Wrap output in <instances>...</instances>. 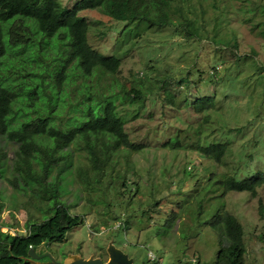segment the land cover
<instances>
[{
	"label": "trees",
	"instance_id": "trees-1",
	"mask_svg": "<svg viewBox=\"0 0 264 264\" xmlns=\"http://www.w3.org/2000/svg\"><path fill=\"white\" fill-rule=\"evenodd\" d=\"M206 1L0 0V179L27 196L23 204L27 214L25 234L2 230L10 225L1 219L5 203L0 200V264H33L28 259L30 247L44 253L53 243L64 241L67 231L84 224L83 215L72 213L71 205L64 201L69 184L75 181L78 199L85 192L88 202L103 210V214L114 213L115 204L125 198L140 195L139 182H130L125 173L134 172V163L125 160L124 172L119 171L117 157L121 159L130 152L138 153L156 145L132 140L125 124L148 107L147 98L159 100L154 95L175 105L176 93L169 89L173 79L170 74L144 82H160L153 96L136 87L127 88L118 80L119 56L103 54L91 46L87 36L90 21L83 14L86 11L99 9L124 25L141 21L151 32L166 27L165 30L171 29L182 38L180 44L205 39L216 45L214 53L219 54V60L199 70L197 57L184 76L175 80L176 87L197 91L196 96L183 95L189 113L185 119L178 117L187 121L186 131L195 135L192 142H196L199 153L226 167L212 181L214 189L221 188L223 193H253L264 185V167H249L259 158L264 163V138L246 140L236 150L235 136H245V123L225 130L227 121L221 120L224 126L217 133L211 125L208 112L216 109L222 92L218 90H222V74L218 72L225 74L230 69L218 68L216 62L224 61L223 48H239V40L235 31H224L222 26L227 23L228 1ZM208 6L213 9L211 13ZM247 7V19L264 15V5ZM257 24L264 36V19ZM124 31L122 28L120 34ZM129 35L125 37L139 39L142 33L134 29ZM236 59L240 60V55ZM192 70L197 73L196 81ZM190 110L199 114L195 123L189 120ZM206 133L220 137L205 143L201 135ZM174 136L160 146L180 148L178 133ZM247 144L251 145L248 150ZM10 145L14 150L9 149ZM242 163L247 167H240ZM197 195L202 199L207 188L205 194ZM202 201L197 204L199 214L204 206ZM34 209L40 212V218L32 215L30 211ZM214 209L205 221L217 237L215 264H245L242 224L222 203L218 202ZM176 216L171 211L165 224L171 225ZM119 217L107 216L106 225Z\"/></svg>",
	"mask_w": 264,
	"mask_h": 264
},
{
	"label": "rangeland",
	"instance_id": "rangeland-1",
	"mask_svg": "<svg viewBox=\"0 0 264 264\" xmlns=\"http://www.w3.org/2000/svg\"><path fill=\"white\" fill-rule=\"evenodd\" d=\"M227 1V23L222 26L225 27L224 31L233 30L237 33L239 48L221 50V58L224 61L216 62V65L218 68L229 66L230 69L225 74L223 71L218 72L222 74V90L218 89L222 92L218 96L216 109L208 113L216 133V130L224 126L223 120L227 121L223 128L225 130L245 123V136H235L234 149L239 150L246 140L264 138V100L261 101V96L264 97V36L260 33L262 27L257 24L264 19V15L258 14L257 17L251 16L247 19L248 12L245 9L247 6L249 8L257 4L264 5V0ZM210 2L211 0H207L206 4ZM207 10L208 13L213 11L209 6ZM83 14L90 21L87 36L91 46L103 54L119 56V81L127 88L136 87L153 96L160 82H144L149 78L170 74L173 79L170 80L172 84L169 89H174L172 91L176 93V102L175 105L171 104L167 99L162 100L159 95L153 96L159 99L157 101H152L151 97L147 98L145 104L150 106L125 124L132 140L143 143L150 141L156 145L138 153L130 152L121 159L117 157L120 161L117 166L119 171L125 169V160H128V164L134 163V172L125 173L130 182H139L140 195L132 196L130 200L129 197L125 198L120 204H115L114 213L103 214V210L88 202L85 192L81 193V198L78 199L76 181L69 184L70 191L64 195V201L71 205L72 213L83 215L84 224L67 231L64 241L53 243L44 252H50L60 261L68 254L74 253L84 258L92 255L107 259V245L112 242L133 258L134 264H153L147 255L149 250L157 256L161 264H215L217 237L214 231L206 226L205 219L220 202L224 209L236 215L242 224L245 264H264V185L257 187L253 193H223L221 188L214 189L212 181L226 167L213 163L199 153L196 142H192L195 135L187 133L188 123L180 118L185 119V115L189 113L183 95L196 96L197 91L194 88L186 90L181 86L176 87L175 80L184 76L197 57L199 70L219 60V54L214 53L218 47L207 43L205 39L200 43L189 41L187 44H180L182 38L171 29L165 30L164 27L159 32H151L141 21L124 25L99 9ZM122 28L125 31L120 34ZM134 29L140 31L142 36L139 39L135 36L126 38L125 36H131L129 33ZM238 55L240 60L236 59ZM195 75L196 71L192 70L191 76L196 81ZM256 113H261L262 117H256ZM198 115L194 110H190L191 123L198 120ZM248 121L250 124H247ZM211 128L212 126H209V131ZM175 132L181 139V147L175 150L161 147L163 141L170 137L176 138ZM201 136L205 143L220 137L219 134L214 136L209 133ZM250 146L247 144V150ZM9 149L14 150V146L10 145ZM120 155H123V152H120ZM259 159L249 167H264V163ZM241 166L247 167L243 163ZM206 188L207 195L201 199L197 194H205ZM207 197L209 199L206 201ZM0 200L5 203L1 219L10 225L3 226L2 230L25 234L27 214L23 204L27 196L15 191L7 181L0 179ZM200 201L202 206L204 205L201 214L198 213L197 207ZM34 210L30 211L32 215L40 218V212ZM171 211L176 213L178 218L171 225H166L165 221ZM123 212H126V217ZM109 215L120 217L107 226L109 221L106 217ZM125 220L128 223L125 224Z\"/></svg>",
	"mask_w": 264,
	"mask_h": 264
},
{
	"label": "water",
	"instance_id": "water-1",
	"mask_svg": "<svg viewBox=\"0 0 264 264\" xmlns=\"http://www.w3.org/2000/svg\"><path fill=\"white\" fill-rule=\"evenodd\" d=\"M108 258L89 256L84 258L77 253L68 254L63 260H56L50 252L37 253L33 247L29 248L28 259L33 264H134L133 258L129 257L122 249L117 248L112 242L107 245ZM47 257V260H40ZM143 264V263H142Z\"/></svg>",
	"mask_w": 264,
	"mask_h": 264
},
{
	"label": "built area",
	"instance_id": "built-area-1",
	"mask_svg": "<svg viewBox=\"0 0 264 264\" xmlns=\"http://www.w3.org/2000/svg\"><path fill=\"white\" fill-rule=\"evenodd\" d=\"M147 255H148L149 260H151L153 264H161L157 256L152 251L149 250Z\"/></svg>",
	"mask_w": 264,
	"mask_h": 264
},
{
	"label": "flooded vegetation",
	"instance_id": "flooded-vegetation-1",
	"mask_svg": "<svg viewBox=\"0 0 264 264\" xmlns=\"http://www.w3.org/2000/svg\"><path fill=\"white\" fill-rule=\"evenodd\" d=\"M42 259V258H41ZM43 260V259H42ZM47 260V259H46ZM104 260H106V259H104ZM44 261V260H43Z\"/></svg>",
	"mask_w": 264,
	"mask_h": 264
}]
</instances>
